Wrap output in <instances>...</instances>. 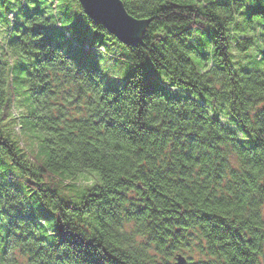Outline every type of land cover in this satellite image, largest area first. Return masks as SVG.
Segmentation results:
<instances>
[{"label":"trees","instance_id":"16d2710c","mask_svg":"<svg viewBox=\"0 0 264 264\" xmlns=\"http://www.w3.org/2000/svg\"><path fill=\"white\" fill-rule=\"evenodd\" d=\"M121 1L134 43L85 14L114 87L57 0H0V264H264V0Z\"/></svg>","mask_w":264,"mask_h":264},{"label":"rangeland","instance_id":"374dc122","mask_svg":"<svg viewBox=\"0 0 264 264\" xmlns=\"http://www.w3.org/2000/svg\"><path fill=\"white\" fill-rule=\"evenodd\" d=\"M83 8L80 6V4L76 0H57V7H53L52 12L48 11L47 14H52L53 20L50 26H48L45 31L47 35L54 40V43L56 44H62L64 50L75 54L76 52L82 53L83 56H85L89 62L97 65L103 75L105 80L111 85V86H118V84H122L124 79L123 76H115L113 73H111V65L113 64H123L128 70V65L126 62V52L125 50L118 45L116 41H114L111 38H107L104 40V49L105 52L98 50V44L95 43V41L92 40V35L95 32L93 29H91L90 24L87 21V17L82 10ZM55 23V24H54ZM58 23L62 26L68 28V33L66 36H58L56 35V31L58 28ZM70 23H72V26H70ZM78 45H75V44ZM85 44L92 45L94 48L91 50H85L84 46ZM98 45V46H97ZM83 48V49H82ZM85 48H91L90 46ZM101 48V47H99ZM257 50V47H253L251 49V53L249 52L248 56L243 58L242 56H236L237 58L241 57L244 59H249V57H252V52H255ZM149 71V70H148ZM147 71V75L145 76L146 82L148 84H153L155 82L152 75L149 74ZM119 78V79H115ZM228 115H223V119L228 121ZM18 127V126H17ZM15 129V127H14ZM37 151V150H36ZM37 153V152H36ZM0 168L3 172H9V174L12 177H22L23 174L19 172L17 169H14L13 166H11L8 161H0ZM96 175H98L96 172H93ZM89 179H95L94 175L91 173L88 175ZM90 181V180H89ZM19 189L24 190L23 183L16 184ZM38 197H35L34 195L30 197L29 199V207L27 210V214L30 212H38V204H37ZM17 258L16 264H26L25 258L20 256L19 254H15Z\"/></svg>","mask_w":264,"mask_h":264},{"label":"water","instance_id":"95a60500","mask_svg":"<svg viewBox=\"0 0 264 264\" xmlns=\"http://www.w3.org/2000/svg\"><path fill=\"white\" fill-rule=\"evenodd\" d=\"M85 14L101 23L104 28L124 43H134L147 23L127 12L121 0H78ZM185 257L176 256V264H183Z\"/></svg>","mask_w":264,"mask_h":264}]
</instances>
